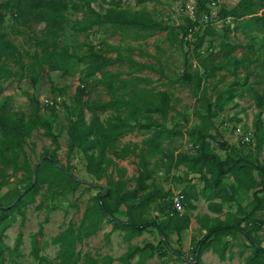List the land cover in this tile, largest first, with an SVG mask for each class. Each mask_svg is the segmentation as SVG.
Here are the masks:
<instances>
[{
	"label": "trees",
	"instance_id": "obj_1",
	"mask_svg": "<svg viewBox=\"0 0 264 264\" xmlns=\"http://www.w3.org/2000/svg\"><path fill=\"white\" fill-rule=\"evenodd\" d=\"M148 1L151 0H138V3ZM70 2L71 0H0V95L4 91L2 86L4 81L16 78L25 71L35 74V77L31 78L32 84L35 85L45 67L49 72L61 71L68 74L69 64H72V59H76L85 65L81 79L83 83L97 73L100 81H104L107 73L104 68L120 61V55L112 58L101 49L95 50L90 47L86 55L78 57L74 53H69L66 46L56 45L57 33L63 32L69 22L64 12ZM259 12L260 15H257ZM91 13L93 18L79 22L74 27L76 32L81 33L95 30L101 25H109L119 30H132L145 37L169 29L144 11L131 13L124 9L108 8L104 14L93 11ZM7 15L11 17L12 27L30 30L33 34L36 25H45L41 32L43 39L37 42V46L41 48L40 56L36 55L37 52L27 53L25 55L28 62L24 63V55L20 48L1 31ZM244 16H251L248 23L259 24L264 30V0H240L232 10H219L216 18L221 20L224 32L228 33L231 30L230 25ZM227 19L229 23L226 22ZM195 25L197 24L187 18L180 26L182 45L189 46L188 35L194 32L192 28ZM213 33V27L207 24L195 49L199 50L204 40ZM194 34L195 37L199 36L200 30ZM235 49L236 46L230 42H220L218 51L209 49L206 56L198 58V71L193 75L185 71L181 76L179 80L181 84L190 87L193 95L198 96L199 107L194 112L196 116L194 126L176 124L173 128H167L165 123L168 113L174 110L167 92H154L146 88L126 91L122 84L115 87L112 81L108 85L111 95L108 101H83L78 98L67 108L68 154L74 151L81 153L85 160L86 173L97 181L105 178L107 184L93 198L94 205L87 206L83 211L77 227L69 221L65 230L52 238L50 243L57 247L55 264H112L114 261L130 264L135 256H138L140 264H145L157 251L153 244H146L143 247L131 246L116 260L110 256H104L99 260L87 253L81 257L80 252L76 250V244L94 235L99 229L100 222L105 220L112 225L111 232L123 231L126 240L141 236L148 229H154L160 237V244L170 250L169 234L173 232L181 238L183 232L188 229L191 221L189 211L194 208L193 201L199 198L206 199L208 209L218 214L223 211L224 204L235 200L239 192L250 191L253 200L247 209L242 210L241 217L226 214L223 220L214 218L212 223H208V218L200 220L206 232L202 238L193 240L194 261L199 264V256L209 248L221 261L225 260L228 243H222V240L228 237L235 240L236 235L240 234L251 248L250 254L245 258V264H264V241L255 236L264 229V220L255 218L256 213L264 210V166L259 164L257 159L251 160L242 150L254 146L256 151H260L264 145L262 120L264 89L253 95L259 112L254 118L252 131L246 133L250 134V141L243 145L239 142L228 145L225 140L220 142L219 149L228 148L223 158L212 147V143H216L215 137L220 136L214 120L223 111L224 104L234 98L240 85V70L247 69L243 59L233 54ZM10 62L17 65V70L13 69ZM221 72L232 77L233 82L229 85L228 91H217L215 99L212 100L207 95L205 84L215 79ZM250 74L251 72L245 70L242 77L247 80ZM58 93L63 95L64 91L60 90ZM31 102L32 110L27 117H17L5 111L3 107L0 108V165L2 169H11L13 174L22 171L23 178L28 181L22 192L16 190L9 193L5 203H0V264H18L15 258L20 256L23 235L19 231L13 247L8 249L3 241L5 238L3 232L14 220V213L20 217L19 226L23 227L25 207L33 201L39 190L43 168H53L58 180L65 181V184L60 186V191L75 192L81 183L70 174L68 168L58 165L54 155L48 156L47 150L41 155V164L37 167L35 180L33 179L36 166L29 165L24 152L27 140L34 131L41 130L42 134L50 139L54 149H57L59 144L58 137L52 129V122L41 114L42 110H53V107L50 108L49 104L42 106L35 99ZM103 114L107 115L102 117ZM132 132H141L147 136L141 141L140 146L136 144L120 146V140ZM175 138H186L191 145L189 150L175 154L176 148L169 149L168 145ZM127 156L138 159L133 188H128V181L124 179L125 170L118 168L114 161ZM159 156L166 161L163 165L167 170L182 166L185 168L186 176L188 175L186 187L180 190L184 196L181 216L175 214L173 210V191L179 189L165 191L153 182L148 183L155 173L153 168H149L150 158L158 160ZM110 165H114L115 168L107 174ZM254 172L257 173L256 177L253 176ZM113 173H116V179ZM0 177L4 179L7 176L2 175L0 170ZM226 178H231L230 184L224 182ZM194 179H197L196 183ZM6 181L2 180L0 187L6 184ZM217 200L219 202H216ZM153 204L157 206L156 214L148 219L144 216ZM122 206L126 209L125 221L115 217ZM44 223L45 221L31 235L30 256L37 264H54L42 254L48 245L44 238ZM109 235L106 234L107 240Z\"/></svg>",
	"mask_w": 264,
	"mask_h": 264
},
{
	"label": "rangeland",
	"instance_id": "obj_2",
	"mask_svg": "<svg viewBox=\"0 0 264 264\" xmlns=\"http://www.w3.org/2000/svg\"><path fill=\"white\" fill-rule=\"evenodd\" d=\"M239 2L240 0H151L140 4L138 0H71L68 9L64 12L69 22L63 32L57 33L56 45L66 46L69 53H74L78 57L86 55L89 48L93 47L95 50L101 49L112 58L120 55L121 59L116 64L104 68L107 71L104 81H100L97 73L83 83L81 79L85 65L72 59L68 74H63L61 71L49 72L45 67L35 85L31 80L35 74L27 71L21 73V76L3 82L4 91L0 95V108L3 107L10 114L27 117L32 110V99L37 100L42 106L49 104L50 108L53 107V110H42L41 114L52 122V129L58 137L59 147L54 149L50 139L45 137L41 130L34 131L24 147L29 165L38 167L41 164V155L47 150L48 156L54 155L58 165L68 168L70 174L81 182L75 192L60 191V186L64 185L65 181L58 180L53 168H43L39 190L34 195L33 201L25 207L23 227L19 226L20 217L14 213V220L3 232L5 235L3 241L8 249L13 247L19 231L23 235L20 256L15 258L18 264H37L30 256V241L31 235L37 231L43 221H45L44 238L48 245L42 254L55 264L57 247L50 243L52 238L65 230L69 221L77 227L83 211L87 206L94 205L93 198L107 184L105 178L97 181L86 173L85 160L81 153L74 151L68 154L67 108L73 104L74 100L79 98L83 101H108L111 98L108 91L110 81L114 82L115 87L122 84L126 91L138 88L151 89L154 92L165 91L169 94L174 109L168 113L165 123L167 128H173L176 124L194 126L196 122L194 112L199 107L198 96L193 95L191 88L182 85L179 80L185 71L193 75L199 70L197 60L206 56L209 49L218 51L220 42H230L236 46L233 54L243 59L247 69L240 70V85L237 87L234 98L224 104L223 111L214 120L220 136L215 137L216 143H212V147L223 158L228 148L219 149L220 142L225 140L228 145L237 143L240 138L239 132L246 134L252 131L254 118L259 112L253 95L264 89V30L259 24L248 23L251 16H244L232 23L229 27L231 30L225 33L221 20L216 18L219 10H232ZM108 8L124 9L131 13L144 11L169 29L145 37H141L143 35L132 30H119L109 25H101L95 30L81 33L74 30L79 22L93 18L91 11L104 14ZM257 15H260V12ZM187 18L197 24L192 28L194 32L200 30L197 37L194 32L189 33V46L182 45L180 42V26ZM207 24L213 27L214 33L204 40L199 50H196L195 46L199 43V37ZM44 26V24L36 25L34 34L30 30L15 29L12 27L10 15H7L1 31L20 48L26 64L27 53L37 52V56L41 54V48L37 46V42L43 39L41 32ZM10 65L17 70V65L12 62ZM245 70L251 72L247 80L242 77ZM232 82L233 78L226 76L225 72L218 73L215 79L205 84L207 95L214 100L215 93L228 91ZM60 90L64 91L63 95L58 93ZM106 115L103 114L102 117ZM262 120L264 122V114ZM213 134H215L214 131ZM146 136L141 132H132L124 136L119 145L140 146ZM33 146L34 151H32ZM190 146L186 138H175L168 148H176L175 154H177L180 151H188ZM242 150L251 160L257 159V162L264 166V145L260 151H256L254 146ZM114 161L118 168L125 170L124 179L128 181V188H133L134 179L137 176L138 159L127 156L122 160ZM163 164H166V161L160 156L158 160L150 158L149 168H153L155 173L148 183L153 182L165 191L183 190L188 177L185 168L180 166L167 170ZM114 168V165H110L107 174ZM0 170L2 175L7 176L4 179L0 177V182L7 180V183L0 187V203L4 204L9 193L16 190L22 192L28 185V181L23 178L22 171L13 174L11 169H2L1 165ZM113 175L116 179V173ZM253 176L256 177L257 173L254 172ZM194 182L196 183L197 179H194ZM224 182L230 184L231 178H226ZM252 200V191L239 192L235 200L224 204L223 211L218 214L208 209L206 199L199 198L193 201L194 208L189 211L191 221L188 229L183 232L181 238L173 232L169 234L170 250L160 244V237L154 229H148L141 236L126 240L123 231L111 232L112 225L105 220L100 222L99 229L94 235L76 244V250L80 252L81 257L87 253L99 260L104 256H110L116 260L131 246L143 247L146 244H153L157 247V251L145 264H196L193 240L202 238L206 232L200 220L208 218V223H212L214 218L223 220L226 214L241 217L242 210L247 209ZM156 209V204L151 205L144 217L148 219L153 217ZM125 211V207L122 206L115 217L125 221ZM255 218L264 220V210L256 213ZM108 233L110 235L107 240ZM255 236L264 241V229L257 232ZM225 242L228 243L225 260L221 261L219 256L209 248L199 256V264H245V258L251 252L249 243L240 234L236 235L235 240L229 237L223 239L222 243ZM7 254L8 251H6ZM112 264L120 263L114 261ZM130 264H140L138 256H135Z\"/></svg>",
	"mask_w": 264,
	"mask_h": 264
},
{
	"label": "built area",
	"instance_id": "obj_3",
	"mask_svg": "<svg viewBox=\"0 0 264 264\" xmlns=\"http://www.w3.org/2000/svg\"><path fill=\"white\" fill-rule=\"evenodd\" d=\"M191 13H192V11H191ZM193 14H194V12H193ZM226 22L229 23V19H227ZM238 135L240 136V138L238 140V142L240 144L243 145V144L248 143L250 141V134H242L241 132H239ZM173 194H174V196H173L174 213L181 216L183 214L182 200H183L184 196L180 190L173 191Z\"/></svg>",
	"mask_w": 264,
	"mask_h": 264
},
{
	"label": "water",
	"instance_id": "obj_4",
	"mask_svg": "<svg viewBox=\"0 0 264 264\" xmlns=\"http://www.w3.org/2000/svg\"><path fill=\"white\" fill-rule=\"evenodd\" d=\"M36 170H37V166L36 168L34 169V176H33V179L35 180V177H36Z\"/></svg>",
	"mask_w": 264,
	"mask_h": 264
}]
</instances>
